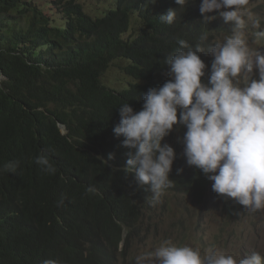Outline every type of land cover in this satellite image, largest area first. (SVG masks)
I'll list each match as a JSON object with an SVG mask.
<instances>
[{
  "label": "trees",
  "instance_id": "16d2710c",
  "mask_svg": "<svg viewBox=\"0 0 264 264\" xmlns=\"http://www.w3.org/2000/svg\"><path fill=\"white\" fill-rule=\"evenodd\" d=\"M115 1V9L93 17L76 0H52L53 17L32 0H0V264L126 259L150 193L123 171L129 149L113 132L119 108L128 103L142 110L148 90L169 79L164 60L178 40L194 47L206 33L207 46L220 43L224 33L217 12L204 19L201 0L184 7L175 0ZM169 9L176 11L171 25L159 19ZM200 55L206 83L213 57ZM117 61H124L122 73L131 80L120 90L102 81ZM185 131L174 125L162 141L176 153L173 186L165 192L202 202L215 192L203 172L186 163L180 142ZM41 152L56 166L55 175L35 164ZM8 162H18L15 173L2 171ZM217 197L229 216L244 213L232 199Z\"/></svg>",
  "mask_w": 264,
  "mask_h": 264
},
{
  "label": "clouds",
  "instance_id": "9594fccd",
  "mask_svg": "<svg viewBox=\"0 0 264 264\" xmlns=\"http://www.w3.org/2000/svg\"><path fill=\"white\" fill-rule=\"evenodd\" d=\"M175 3L184 7L188 0ZM248 5L249 0H201L204 19H213L207 14L217 12L232 25L231 34L207 46L206 33L194 47L178 40L179 46L164 60L169 79L148 90L142 110L136 112L128 103L119 108L120 121L113 132L129 149L123 171L134 174L140 187L147 186L146 200L152 206L173 186L169 174L176 153L162 141L179 124L186 128L180 142L187 165L200 169L218 195L249 212L264 210V52L250 46L245 32L250 23L260 29L253 42H264V28L259 19L246 15ZM175 18L173 9L159 16L169 25ZM202 53L213 57L206 83ZM35 164L47 175L57 172L47 153L41 152ZM18 166L8 162L2 171L15 173ZM262 255L252 252L237 259L214 248L201 255L191 246L164 240L154 250L137 255L134 264H264ZM43 264L57 261L47 259Z\"/></svg>",
  "mask_w": 264,
  "mask_h": 264
},
{
  "label": "rangeland",
  "instance_id": "374dc122",
  "mask_svg": "<svg viewBox=\"0 0 264 264\" xmlns=\"http://www.w3.org/2000/svg\"><path fill=\"white\" fill-rule=\"evenodd\" d=\"M47 14L57 17L51 5L52 0H32ZM84 5L93 17H102L116 8L115 0H76ZM246 15L259 19L264 28V0H249ZM224 33L219 42L231 34L232 25L224 23ZM133 30L137 25L133 24ZM255 29L249 23L246 37L250 46L259 50L264 42H253ZM123 60V59H122ZM124 61L114 62L103 75V82L113 89H123L131 82L124 76L121 68ZM254 78L258 74L254 70ZM217 193L210 191L199 202L192 194L165 192L155 206L147 201L141 205V218L127 244L125 260L120 264H134L137 255L154 250L164 240H171L178 246H191L203 255L209 248L218 252L233 255L237 259L250 255L252 252L264 254V210L257 212L244 211L237 216H229L224 211ZM137 226V225H136ZM264 258V255H262Z\"/></svg>",
  "mask_w": 264,
  "mask_h": 264
},
{
  "label": "water",
  "instance_id": "95a60500",
  "mask_svg": "<svg viewBox=\"0 0 264 264\" xmlns=\"http://www.w3.org/2000/svg\"><path fill=\"white\" fill-rule=\"evenodd\" d=\"M261 52H264V49H260ZM59 126V129L61 130V133L62 134H65L66 133V129H65V126L61 125V124H58Z\"/></svg>",
  "mask_w": 264,
  "mask_h": 264
}]
</instances>
